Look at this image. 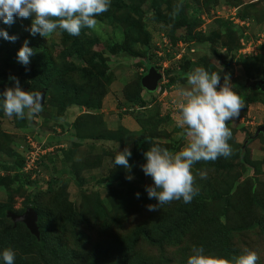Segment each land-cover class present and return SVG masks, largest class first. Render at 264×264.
I'll return each mask as SVG.
<instances>
[{
	"label": "rangeland",
	"instance_id": "obj_1",
	"mask_svg": "<svg viewBox=\"0 0 264 264\" xmlns=\"http://www.w3.org/2000/svg\"><path fill=\"white\" fill-rule=\"evenodd\" d=\"M129 1H135L136 13L123 12L124 15L115 20L96 19L94 30L84 29L85 38L81 35L65 38L61 30L47 39L39 34L34 37L27 30L30 25L26 19L25 25L17 27L16 31L15 25L5 27L9 35L16 36L15 41L8 40L10 46L18 50L27 39L33 54L27 66L3 59L1 86L12 87L10 78L16 77L27 90L30 72L43 62L48 66L51 83L57 88L77 90L80 95L64 98L52 88L46 93L39 113L25 115L23 119L15 115L0 116L2 161L20 162L31 146L49 148L41 160V170L31 173L30 178L37 179L38 184L17 185L11 179L18 174V166L13 171L0 168V238L25 236L24 223L13 225L3 211L24 210L32 206L29 201L33 196L40 197L46 212L44 221L49 228L44 245L31 244L35 246L31 252L34 264H89V256L97 246L108 245L142 221L166 220L169 227L172 222L177 223L176 219L186 221L191 211L197 210L195 220L191 224L184 222L181 235L175 232L169 244L151 246L142 240L135 252L149 257L151 264H157L156 259H165L169 264V259H173L172 264H185L193 245H201L206 253L217 255L227 244L232 256L251 250L258 257L256 264H264V134L248 139L257 126L264 124L263 94L249 96L250 102L245 101L239 117L227 121L231 128L228 143L232 154L193 164L196 195L190 203L171 201L157 211H148L146 206L156 203L145 191V186L152 183L151 178L144 175L140 166L132 164V157H140L134 143L144 130L154 137L155 144H163L169 151L183 146L182 129L175 126L178 89L185 85V75L193 68L219 72L221 78L228 74L238 94L239 83L242 88L252 87L251 82L264 78V21L257 19L249 24L240 21L239 8L230 2L234 0H178L179 3L161 0L158 11L162 15L176 20L180 17L178 11L182 10L186 16L183 20L191 25L176 29L177 36L165 37L166 53L161 52L164 58L152 55L150 58L148 53L156 50L154 42H160L170 27L154 30L160 24H155V13L148 8L151 0ZM241 1L253 2L257 12L264 9V0ZM193 7L200 9L197 22L187 16ZM121 22L133 25L129 40ZM138 24L151 31L152 36L145 33L142 40L135 28ZM186 34L191 38L187 45L183 39H178ZM89 37L95 38L92 45L88 44ZM31 38L39 40L31 41ZM72 39L82 42L86 60L93 52L99 53L93 64L76 57L78 48L70 45ZM244 48L251 51L244 52ZM8 53L6 45L0 44V59ZM143 58L158 65L163 77L155 91L140 90L144 99V105L140 106L126 97V93L133 94L136 90L125 88L146 70L141 62ZM99 70H103V74ZM66 71L70 75L67 76ZM98 73V77L89 79L90 74ZM100 133L107 138L85 137ZM117 145L118 150L127 146L131 151L128 158L131 180L125 179V169L110 163ZM56 146H60L58 150ZM201 170L206 172L204 179L197 175ZM112 173L124 177L110 182L107 177ZM48 180L54 187L51 193L47 191ZM136 192L140 193L139 198L134 195ZM179 208H182L180 212ZM72 211L80 213L83 220L72 224ZM116 213L123 216L112 221ZM12 226L17 232L10 229ZM42 236L41 233L40 240Z\"/></svg>",
	"mask_w": 264,
	"mask_h": 264
},
{
	"label": "clouds",
	"instance_id": "obj_2",
	"mask_svg": "<svg viewBox=\"0 0 264 264\" xmlns=\"http://www.w3.org/2000/svg\"><path fill=\"white\" fill-rule=\"evenodd\" d=\"M110 2L111 0H0V23L11 25L14 17L30 18L31 24L27 30L32 36L39 34L47 39L57 30L70 36H78L82 28L95 29L96 17L108 10ZM0 38L15 41L16 36L9 35L0 27ZM32 54L33 49L25 39L16 52V59L21 65L27 66ZM10 79L13 81L12 87L0 91V109L3 113L8 117L15 115L17 119L39 113L42 110L40 93L24 90L16 77ZM185 80V85L178 89L179 102L175 117V126L182 129L183 146L173 152L153 143L143 152L144 162L140 168L152 181L151 185L145 186V191L150 200L154 198L156 201L155 204L146 206L150 212L157 211L160 206L171 201L190 203L196 195L191 171L193 164L198 161H215L217 157L227 158L232 154L228 143L231 131L226 127V122L238 118L244 104L230 83L229 75L224 74L221 78L219 72L195 67L186 73ZM60 146H56L57 150ZM48 149L40 157L37 169L25 170V155L21 171L29 175L32 172L38 173L37 170H41L42 166L41 160ZM129 157V147L118 150L117 145L110 161L113 167L119 166L126 170L127 180L133 178ZM197 175L201 179L206 178L203 170ZM134 195L139 198L140 193L136 192ZM15 255L12 248H0V264H14ZM257 259L254 251L244 250L229 261L206 253L201 245H193L185 264H256Z\"/></svg>",
	"mask_w": 264,
	"mask_h": 264
},
{
	"label": "trees",
	"instance_id": "obj_3",
	"mask_svg": "<svg viewBox=\"0 0 264 264\" xmlns=\"http://www.w3.org/2000/svg\"><path fill=\"white\" fill-rule=\"evenodd\" d=\"M176 3H179L178 0H175ZM174 1V2H175ZM231 3H233V6H236L239 8V13L238 16L240 18V20H242L245 23H250L253 22V20H259L261 22L264 21V9L262 8V11L259 10V12H257L258 10H256V8L253 5V2L250 3H244L241 0H234V1H230ZM160 3L161 0H151L150 3V7L149 10L153 11L155 13L154 15V19L153 21H155V24H160L158 26H156V28L154 27V30L157 31L158 29H161L162 27L166 26V27H170L168 34L166 36H163V38L161 39L160 42H154V48H156V50H151L148 55L150 58L151 55L154 57H157L159 59H162L163 55L161 54V52L163 51V54L166 53V45H167V40L165 37L167 38H172V34L176 35V29H178L180 26L182 25H191L190 22H186L185 20H183V18H186V16L183 15L182 10L178 11L180 17L178 19H174V18H169L167 17V15H162L161 12L158 11V8H160ZM136 4L135 1H129L127 2V0H111L110 5L108 7V10L106 12H103L101 14H99L96 19L98 20H103L105 18H110V19H118L121 14H123V12H132V13H136V8L135 5ZM232 5V4H231ZM200 11L199 8L193 7L192 10H189V14L187 13V16L189 15V19H193L194 21L197 22V18L196 15L197 13ZM124 15V14H123ZM26 21L28 22V24H31V19L28 18L26 19ZM193 22V21H192ZM123 23L126 28V34L128 35L127 39L129 40L131 35H129V31L131 32L133 25L129 24V23H125V22H121ZM248 23V24H249ZM260 23V22H258ZM23 24L25 25V20H20L19 18H15L14 17V21L12 23V26L15 25V29L14 31H16L17 27H23ZM193 24H196L195 22H193ZM247 24V26H248ZM261 25V23H260ZM7 25L0 23V27L4 28L5 30H7L5 27ZM136 30L140 32V38H142L141 36L144 37L145 33L147 35H149L150 37L152 36V32L148 31L146 29L145 26L143 25H137L135 26ZM85 28L81 29L80 35L83 36V38H85V32L86 30H84ZM85 31V32H84ZM61 32L63 33V35H65V38L69 37V39H71V36L68 35L66 32H63L61 30ZM88 35V34H87ZM163 35V34H162ZM169 35V36H168ZM258 35H260V33H258L256 36L258 37ZM158 36V35H157ZM156 36V37H157ZM174 36V35H173ZM177 36V35H176ZM35 37V36H34ZM89 43H91V45L93 44V42L95 41V38H91L89 37ZM33 40H39V38H31ZM178 39H183L184 42H186V44L189 43V41L191 40L190 35L186 34L184 38H182V36H178ZM141 40V39H140ZM143 40V38H142ZM141 40V41H142ZM70 45L77 47L78 48V52H76V57L77 58H82V60H84L85 62L94 63V61L97 59V57L99 56L98 52H93L91 54V57L86 60L84 58V53L85 50L83 45L81 44V41L78 40H71L69 41ZM136 42L138 43V39L136 40ZM156 43V44H155ZM0 44H5L6 45V49L9 52L7 54V56L5 58L0 59V65H2V61L3 59L7 62V59L12 61V60H16V46H10L9 41L8 40H4L3 38H0ZM138 52V50L136 51ZM138 53H135L134 55H137ZM84 58V59H83ZM147 58V57H146ZM143 58L141 60V62L143 63V66L145 67V71L141 74V76L139 77V79L134 82L131 83L130 85H128L125 89L128 90L130 87H133L136 91L133 94H129L126 93V97H128V99L130 101H132L133 103H136L140 106L144 105V99L142 98L141 94H140V90L144 89L146 90L142 84H141V78L142 76L148 71V69L151 66H155L156 68L158 67V65H155L153 63H150L148 59ZM164 58V57H163ZM100 61V60H99ZM43 62L42 63H38L35 67H33L32 71L30 72V82L27 84V90L32 92L35 91L37 92L38 90H40L41 88L45 87L46 88V93H50V89L54 88V91L58 93L59 91V95L61 97H69L71 94L74 96V98H78L79 91L77 90H72L69 88H65L63 86H59V88H57L58 86L54 85L53 83H51V78L48 77V66H43ZM79 66V65H78ZM54 72V71H53ZM51 72V73H53ZM57 72V71H56ZM54 72V73H56ZM100 74H103V70H99ZM99 73L96 74H90L89 75V79L92 81V79H95L96 77L99 76ZM65 74L68 76L70 75L69 71H66ZM88 78V77H87ZM252 84L254 83V85L252 87L248 86H244V88H242V83L238 84V88H240L239 90V95L241 96L242 100H243V104L246 102H250V97L253 93H261L264 95V91H261L258 88V83L257 81L255 82H251ZM4 89L3 86L0 85V91H2ZM125 90V91H126ZM89 96V95H88ZM92 95H90L91 97ZM252 98V97H251ZM53 99H51L52 101ZM43 107V105H42ZM60 107H63V104H60ZM3 111L2 109H0V116H4L3 115ZM91 118V117H90ZM77 123V121L74 122V126ZM22 124H18V126H21ZM226 127H228L229 129L230 126L229 124L226 122ZM144 130V129H143ZM261 135H263L264 133H260ZM85 137H91V138H107L106 134H101L98 135H87ZM154 137L151 134H145V130L144 133L135 140L134 143V148L135 151L138 152L140 154L139 158H133L132 157V164L135 166H140L144 159H143V152L153 143H155V141H153ZM163 145V144H162ZM162 145H160L161 147H163ZM137 149V150H136ZM244 153H241V156H243ZM21 156V155H20ZM22 160L20 162H10V161H2L0 159V168L4 169V170H8V171H13L15 166H18L19 171L18 174L13 175L11 181L16 183L17 185H22L23 187L30 183V184H38V180L36 179H31V175L26 174L24 172L21 171V168L23 166L24 163V157H21ZM41 165H43V161L41 163ZM124 177L123 175H116V173H112L107 177V180H109L110 182L113 181H117L119 180V178ZM48 185V192H53V184L51 183L50 180H48L47 182ZM19 187V186H18ZM32 198H36V200H33ZM29 201L31 203V205L34 207V209L38 212V225H39V230H40V235L41 233L43 234L42 239L40 240L39 238H37L34 234L31 233V231L28 229V227L24 224V230H25V236H18L15 238L10 237L9 240L7 239H1L0 238V248H5V247H9L12 248L15 251V260H14V264H34V260H33V256L31 255L32 250L34 249V247H31V244H35L37 245H44V238H45V234L47 232V229L49 228L48 225L45 224V208L44 206L41 204V198L40 197H32ZM63 202V201H62ZM182 208H179V212L181 211ZM25 210V209H24ZM24 210H20L17 211V213H21ZM16 212V211H15ZM3 214H5V216H7V210L4 212ZM70 216L72 217V224H75L76 222H81L83 220V216L80 215V213H75V212H71ZM123 215H120L118 213H116L113 216L112 221H116L117 219L121 218ZM197 217V210H193L191 211L190 216L186 219V221L182 220V219H176V222H172L171 226L167 227L166 220H162V221H142L140 224L132 227L129 229L128 232L120 235L119 237H115L114 241L109 243L108 245H100L97 246L94 251L90 254L89 256V264H151L150 263V259L147 256L141 255L139 253H136L135 249L139 246L140 242L142 240L146 241L149 245L151 246H163V245H167L169 244V241L174 239V234L175 232H178L180 235L183 232V228H184V222H188V224H191V222H193L195 220V218ZM12 220V219H11ZM79 220V221H78ZM13 221V220H12ZM172 221V220H170ZM169 221V222H170ZM18 223H22V222H18ZM14 225V223H13ZM166 227V229H164ZM10 229L15 233L17 232V228H15L14 226L10 227ZM25 239V240H23ZM220 253V255H218ZM217 255V257L229 260L234 257L232 256V252L230 251V248L227 244L224 245L223 249L219 252ZM157 260V264H169L165 261V259H156ZM164 261V263H163ZM170 264H172L174 262L173 259H169Z\"/></svg>",
	"mask_w": 264,
	"mask_h": 264
},
{
	"label": "water",
	"instance_id": "obj_4",
	"mask_svg": "<svg viewBox=\"0 0 264 264\" xmlns=\"http://www.w3.org/2000/svg\"><path fill=\"white\" fill-rule=\"evenodd\" d=\"M162 78V73L154 66H151L148 71L142 76L141 84L142 86L149 90L154 91L158 87L159 80ZM258 88L261 91H264V78L258 80ZM40 93L42 98V105L45 102L46 88L43 87L37 91ZM259 133H264V125L257 127L255 132L248 139H253L259 135ZM7 216L13 220L14 225L17 222H23L28 229L34 234L37 238L40 237V230L38 226V212L32 207H27L22 213H15L11 210L7 211Z\"/></svg>",
	"mask_w": 264,
	"mask_h": 264
},
{
	"label": "built area",
	"instance_id": "obj_5",
	"mask_svg": "<svg viewBox=\"0 0 264 264\" xmlns=\"http://www.w3.org/2000/svg\"><path fill=\"white\" fill-rule=\"evenodd\" d=\"M243 51L249 52L251 51V49H249V51H246L244 48ZM46 151H47V148H40L39 146H36V147L31 146L26 156L27 162H26L25 170L37 169L38 161L40 157L42 156V154L45 153ZM37 171L39 172L40 169H38Z\"/></svg>",
	"mask_w": 264,
	"mask_h": 264
},
{
	"label": "crops",
	"instance_id": "obj_6",
	"mask_svg": "<svg viewBox=\"0 0 264 264\" xmlns=\"http://www.w3.org/2000/svg\"><path fill=\"white\" fill-rule=\"evenodd\" d=\"M250 81H252V80H250Z\"/></svg>",
	"mask_w": 264,
	"mask_h": 264
}]
</instances>
